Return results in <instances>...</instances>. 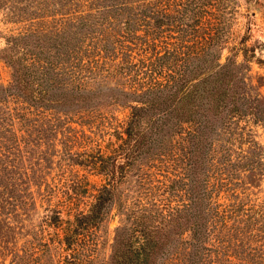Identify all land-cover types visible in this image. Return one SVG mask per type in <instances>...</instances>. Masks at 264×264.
<instances>
[{
	"label": "trees",
	"instance_id": "16d2710c",
	"mask_svg": "<svg viewBox=\"0 0 264 264\" xmlns=\"http://www.w3.org/2000/svg\"><path fill=\"white\" fill-rule=\"evenodd\" d=\"M240 6L0 0L21 24L0 47L2 264H94L115 218L104 264H264V81L232 41ZM74 121L89 133L69 147ZM84 160L86 206L65 171Z\"/></svg>",
	"mask_w": 264,
	"mask_h": 264
},
{
	"label": "rangeland",
	"instance_id": "374dc122",
	"mask_svg": "<svg viewBox=\"0 0 264 264\" xmlns=\"http://www.w3.org/2000/svg\"><path fill=\"white\" fill-rule=\"evenodd\" d=\"M241 5L239 7V12L237 14V19L233 23V39L235 41L241 36L247 37L246 44L251 48L248 51V55L250 58L251 70L250 75L254 81L256 78L263 77L264 81V0H259L256 4L250 5L247 8V3L244 0H240ZM21 24L10 23L4 19L3 11L0 10V47L4 45V37L3 33H7L9 29H16ZM252 48L254 49V56L252 55ZM229 53V49L224 50V55ZM238 58L241 59L242 55L239 54ZM259 59H261L259 61ZM10 76V68L9 66L0 58V81L6 82ZM264 83V82H263ZM261 90H264V87L261 86ZM126 109L119 108V116L122 117ZM84 122V121H82ZM71 127L67 128V135H69L67 143L69 147H75V145H83L86 140V135H88L89 130L86 124L71 122ZM71 135H78L77 142L73 140ZM259 138L264 140V132L259 133ZM63 134L61 132L58 133L57 139L53 144H55V148H61L63 144L59 141V138L63 139ZM52 147V145H51ZM46 149V146L44 147ZM55 164L53 165L52 172H55ZM67 174L70 177L78 176L85 186V206L88 200L92 198V194L95 192V188L101 182V177L96 174V170L91 168L86 164L85 160L82 164H73L70 168L67 167ZM73 174V175H72ZM255 191L259 198L264 201V182L258 188H255ZM83 199V200H84ZM83 205V204H82ZM42 209H38V212H34L31 220L36 221L41 213ZM117 219H111L109 222H106L100 231V242L95 252V260L94 264H104L105 260L108 257L110 250V242L113 233V227L116 224ZM2 264V261L0 262ZM7 264V261L4 262Z\"/></svg>",
	"mask_w": 264,
	"mask_h": 264
}]
</instances>
